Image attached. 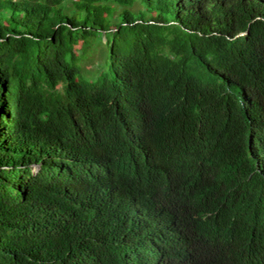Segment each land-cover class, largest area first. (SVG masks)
I'll list each match as a JSON object with an SVG mask.
<instances>
[{"label": "trees", "instance_id": "obj_1", "mask_svg": "<svg viewBox=\"0 0 264 264\" xmlns=\"http://www.w3.org/2000/svg\"><path fill=\"white\" fill-rule=\"evenodd\" d=\"M198 178L236 215L228 257L186 225ZM254 252L264 264V0H0V264Z\"/></svg>", "mask_w": 264, "mask_h": 264}, {"label": "clouds", "instance_id": "obj_2", "mask_svg": "<svg viewBox=\"0 0 264 264\" xmlns=\"http://www.w3.org/2000/svg\"><path fill=\"white\" fill-rule=\"evenodd\" d=\"M38 167L34 165L33 171L36 173ZM203 179L198 178L196 180L186 182L182 185V193L184 197L194 207V212L188 214L186 217V225L192 227L199 232L200 237L197 241L199 245H209L216 254L223 257H228L234 254L236 250L231 238L238 232L235 230L234 225L236 219L232 211H223V204L221 202H213L214 198L220 195V191L209 193L207 191L208 183ZM197 193L201 194L199 199H194ZM204 203L203 207H196L199 204ZM186 210V208H184ZM183 210V211H184ZM239 249V248H237ZM247 264H258L260 260L256 252H254ZM133 257L126 254L125 260L122 264H133L131 260ZM135 260V258H134ZM257 262V263H256ZM135 264V263H134Z\"/></svg>", "mask_w": 264, "mask_h": 264}, {"label": "rangeland", "instance_id": "obj_3", "mask_svg": "<svg viewBox=\"0 0 264 264\" xmlns=\"http://www.w3.org/2000/svg\"><path fill=\"white\" fill-rule=\"evenodd\" d=\"M105 40H106V38L102 37V41L105 42ZM97 43H98L97 41L94 42L95 46L93 45L94 47H92V49L90 50V56H89V58H87L83 62V65L85 67H87V69H93V68H95L96 65H97V62L100 61V58H101V55H102L100 53L101 52L100 50H102L105 47V45L102 44V45L99 46Z\"/></svg>", "mask_w": 264, "mask_h": 264}]
</instances>
